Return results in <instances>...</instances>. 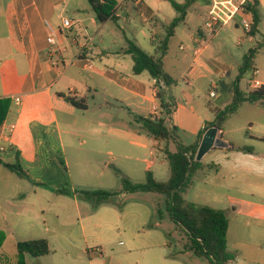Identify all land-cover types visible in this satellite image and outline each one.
<instances>
[{
  "label": "rangeland",
  "instance_id": "rangeland-1",
  "mask_svg": "<svg viewBox=\"0 0 264 264\" xmlns=\"http://www.w3.org/2000/svg\"><path fill=\"white\" fill-rule=\"evenodd\" d=\"M80 1L84 7L80 17L95 37L87 62L93 69L104 71L108 68L124 75H130L134 70L133 59L126 54L128 41L134 42L148 55L160 58L167 29L178 17L168 0H140L139 5L137 0H116L119 21L101 25L88 1ZM174 1L184 5L189 0ZM122 6L127 16L120 14ZM208 7L209 0L193 3L188 18L169 40L168 54L163 59L165 72L173 79L171 93L178 104L184 106L179 114L180 122L189 127L180 128L176 132V140L162 143L161 149L168 144L172 153L177 152L179 144L190 147L198 142L193 131L197 121L212 123L216 114L229 106L233 101L231 84L238 78L239 66L245 55L264 40V0H261V24L254 37L246 36L240 19H237L218 30L215 37L204 39L200 45L205 49L204 53L195 60L194 41L204 27ZM182 46L185 51H181ZM256 65L261 72L259 78L263 79L264 48L256 57ZM224 70L231 71V77L220 84ZM81 75L101 93L86 94L89 110L77 112V117L83 122L75 129L79 135L71 139L77 152L67 151L69 168L61 166L55 159L60 169L42 176L50 187L122 194L96 206L79 196L68 198L57 196L49 189L34 188L26 181H22L20 187L15 182L10 183L4 177L10 172L3 170L0 174V264L4 260L10 264H210L186 251L185 233L170 219L166 197L122 192L123 178L134 184L146 183V168L150 162L155 165V178L168 182L170 166L165 154L155 146L154 138L129 109L113 101H110L111 105H106L103 89L108 85L107 80L96 77L89 81L86 79L87 72L81 71ZM252 77V71L245 74L240 84L242 91L248 93ZM212 81L218 82V100L210 98L208 86ZM190 99H194L192 104ZM192 105L196 106L195 112H192ZM60 118L62 123L65 122L63 115ZM91 120L105 123L106 126L98 128L103 134H117L116 129L129 133L133 131L136 134L134 141L144 142L149 148L143 150L124 146L113 140L110 143L104 139L94 141L98 138L96 132L86 127ZM222 129L224 139L233 145L234 151L218 149L208 152L201 161L204 170L194 175L184 198L187 204L225 210L231 222L228 249L234 250L243 241L238 230L239 223L251 216H258L261 220L264 217L249 207L244 194L250 184L264 185V160L259 168L247 173L246 168L250 167L252 158L241 152L254 149L264 157V142L259 140L264 136V107L244 103L234 116L224 122ZM110 152L114 157L110 156ZM212 165L219 166L218 173L210 169ZM256 234L258 236L250 240L259 244L256 248L263 249L264 240H261L260 232ZM38 240L49 242L51 254L48 257H20L18 244Z\"/></svg>",
  "mask_w": 264,
  "mask_h": 264
},
{
  "label": "crops",
  "instance_id": "crops-1",
  "mask_svg": "<svg viewBox=\"0 0 264 264\" xmlns=\"http://www.w3.org/2000/svg\"><path fill=\"white\" fill-rule=\"evenodd\" d=\"M0 3V99L11 100L8 117L0 127V147L6 149L0 154V174L3 170L10 172L4 176L10 183L15 182L21 187V182L26 181L34 188L49 189L54 194L56 190L61 189L60 186H48L43 176L60 169L55 159H58L61 166L69 168L67 151L77 152L71 139L79 135L75 129L83 122L77 117V112L80 111L67 103L63 96L83 99L87 102L86 94L101 93L96 86L85 80L84 75L82 77L81 71L88 73L86 79L89 81H93L96 77L107 80L108 85L103 89L106 105H111L110 101H113L117 105L125 106L137 119L165 120L169 130L189 129L186 123L180 122L179 114L184 106L178 104L171 93V87H158L157 80L151 75L145 76L146 73L149 74L148 72L137 76L134 70L130 75H124L108 68H104V71L86 68V64H89L87 60L89 61L91 57L90 45L95 37L90 34L85 21L80 17L79 13L84 9L81 1L0 0ZM137 4H140V0H137ZM124 10L125 7L120 14L127 16ZM65 19L73 23L72 29L64 28ZM50 37L54 38L56 46L49 44ZM194 42L197 47V39ZM54 51H58L57 56L53 54ZM59 59L61 62L56 65ZM230 77L231 71L224 70L219 83ZM261 80L264 82V76ZM214 83L218 85L217 81H212L208 86L209 92ZM189 85L191 86L192 83ZM159 93L164 94L162 98L164 103L173 105V112L169 117L165 116L161 107ZM16 98H20V103L15 102ZM219 98L220 96L217 100ZM190 102L192 104L194 99H190ZM231 104L232 102L229 105ZM196 105L201 106L199 103ZM195 109L196 106L192 105V112H195ZM61 115L66 118L63 123ZM207 123L197 121V126L193 127L197 137L204 131ZM101 125L106 126L105 123L101 124L100 121L95 120L86 124L90 131L96 132L98 138H94V141L104 139L110 143L113 140L124 146L130 145L143 150L149 148L144 142L134 141L136 134L134 135L133 131L129 133L116 129L117 134L108 135L98 129ZM11 126H15L13 131H10ZM107 126L110 127L108 124ZM220 132L222 135L219 136L230 145L229 149L221 150L234 151L233 145L224 139L223 129ZM263 139L264 136L259 138L264 142ZM162 143L155 140V146L161 151ZM241 152L252 158L249 161L250 167L246 168L247 173L259 168L264 160L262 159L264 157L257 154L254 149L252 152L242 150ZM18 156L22 167L31 177L30 181L19 178L3 165L4 163L15 165ZM110 156L114 157V154L110 152ZM126 157L129 158L127 155ZM154 166V162H150L146 168L147 172L153 173ZM27 186L30 188L29 185ZM244 194L249 207L263 216L264 185L250 184L249 190L245 189ZM263 218L261 220L258 216H251L239 223L238 230L243 236V241L238 249H228L235 256L231 264H264V248H256L259 244L250 240L258 236L257 231L262 236L261 240H264ZM229 230L231 231V222ZM1 264H10V262L4 260Z\"/></svg>",
  "mask_w": 264,
  "mask_h": 264
},
{
  "label": "trees",
  "instance_id": "trees-1",
  "mask_svg": "<svg viewBox=\"0 0 264 264\" xmlns=\"http://www.w3.org/2000/svg\"><path fill=\"white\" fill-rule=\"evenodd\" d=\"M91 10L96 15L98 22L105 25L109 21L118 22L120 15L117 11L118 2L116 0H87ZM178 17L169 25L168 35L161 47V57L150 56L144 52L134 42L128 41L126 54L130 55L134 62V74L139 76L148 72L152 78L157 80L159 86L169 88L173 84L171 76L166 74L163 59L168 54L169 40L174 37L179 25L186 21L188 11L196 0H189L186 4L180 5L174 0H168ZM248 11L252 13V31L246 33L247 37H254L258 33L261 24V2L254 0L248 6ZM264 48V40L254 49H251L244 57L243 63L239 66V75L235 82L231 84L233 90V101L224 111L216 114L212 123H207L204 131L199 134L198 142L190 147L182 144L178 145L177 152L172 153L168 144L162 149L166 160L170 166V179L168 182L157 180L152 172H147V181L144 184H134L130 180L123 178V193L128 194H158L166 197V210L170 219L185 233L183 239H187L186 251L196 254L198 257L207 260L210 264H231L235 259L234 255L228 251V233L230 220L224 211L216 210L207 206L187 204L184 195L190 185L194 175L204 170L201 162L197 161V155L203 136L211 128H219L229 118L234 116L244 103L260 104L264 107V89L258 92H244L240 88L241 81L248 71L257 69L256 57ZM163 93L158 94L161 107L166 117L172 114L173 105L163 102ZM67 103L79 111H88V104L85 100H78L69 96H63ZM11 107L10 99H0V127L6 121ZM143 124L144 130L156 141L170 143L176 140L177 128L169 130L165 125V120L153 121L151 119H138ZM264 140V139H263ZM252 152V149L242 150ZM4 167L24 180H31L27 171L21 165L20 156L15 165L3 164ZM211 170L219 171V166L212 165ZM59 196H79L92 202L96 206L108 203L122 193H109L104 191H73L67 187L55 191ZM162 217V213H160ZM183 240V241H184ZM20 257L28 255L34 259L47 257L51 254L50 244L47 240L29 241L18 244Z\"/></svg>",
  "mask_w": 264,
  "mask_h": 264
},
{
  "label": "built area",
  "instance_id": "built-area-1",
  "mask_svg": "<svg viewBox=\"0 0 264 264\" xmlns=\"http://www.w3.org/2000/svg\"><path fill=\"white\" fill-rule=\"evenodd\" d=\"M254 0H209L208 14L205 18V24L198 35L199 38L198 46L193 51V56L195 59H199L203 55L204 48L201 45V42L208 37H215L217 31L223 29L232 23L235 20L240 19V23L243 26V29L246 33L252 31L253 25V16L252 13L248 11V6L253 4ZM49 26V24H47ZM63 26L65 29L70 30L73 28V23L69 19L63 21ZM200 40V41H199ZM48 42L52 46H56V42L53 37L48 39ZM181 51H185V47L180 48ZM58 51H54L53 54L57 56ZM60 59L56 61V65H59ZM86 68L92 69L89 64H86ZM261 72L256 69L253 71V77L249 81L248 92H258L264 89V82L259 78ZM219 96L218 85L214 83L210 89V98L212 100L217 99ZM20 98H16L15 102L20 103ZM15 126H11L10 131H13ZM221 136L222 133L219 132ZM4 147H0V154L5 152Z\"/></svg>",
  "mask_w": 264,
  "mask_h": 264
},
{
  "label": "water",
  "instance_id": "water-1",
  "mask_svg": "<svg viewBox=\"0 0 264 264\" xmlns=\"http://www.w3.org/2000/svg\"><path fill=\"white\" fill-rule=\"evenodd\" d=\"M219 128L209 129L203 136L197 155V161L201 162L204 156L213 149H229L230 145L219 136Z\"/></svg>",
  "mask_w": 264,
  "mask_h": 264
}]
</instances>
